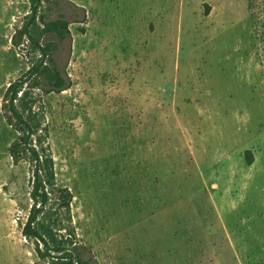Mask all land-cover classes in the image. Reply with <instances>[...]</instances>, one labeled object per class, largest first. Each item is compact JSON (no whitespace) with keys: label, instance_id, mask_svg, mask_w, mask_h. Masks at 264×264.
I'll use <instances>...</instances> for the list:
<instances>
[{"label":"rangeland","instance_id":"obj_1","mask_svg":"<svg viewBox=\"0 0 264 264\" xmlns=\"http://www.w3.org/2000/svg\"><path fill=\"white\" fill-rule=\"evenodd\" d=\"M29 13L0 0V264H50L19 227L31 166L2 110L40 60L13 44ZM41 15L69 23L42 44L72 83L29 90L54 162L43 229L90 264H264V0H44Z\"/></svg>","mask_w":264,"mask_h":264},{"label":"trees","instance_id":"obj_2","mask_svg":"<svg viewBox=\"0 0 264 264\" xmlns=\"http://www.w3.org/2000/svg\"><path fill=\"white\" fill-rule=\"evenodd\" d=\"M30 13L26 17L21 31L13 39L14 47L19 48L26 39L31 47L30 53L38 55L40 60L28 73L11 84L3 99L2 110L6 123L18 134L19 140L10 148V156L15 165L28 161L31 166L32 182L30 199L33 202L27 224L20 225L21 233L28 242L33 241L35 253L39 260L50 264H90L83 259L76 247L66 246L65 240H60L49 230H44L40 218L47 211L51 202V194L56 188L54 162L43 147L41 135L44 133L42 113H33L34 105L30 89L45 86L46 94L63 93L70 90L72 83L65 68H60L54 59L58 49H52L51 44H42V39L52 34L59 41L70 37L69 23L63 20L46 22L41 15L44 0H28ZM84 20V19H83ZM62 209L70 207L72 195L67 190H61Z\"/></svg>","mask_w":264,"mask_h":264}]
</instances>
